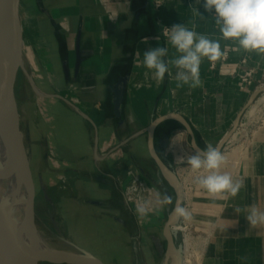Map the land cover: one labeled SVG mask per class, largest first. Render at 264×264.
<instances>
[{"label": "crops", "instance_id": "1", "mask_svg": "<svg viewBox=\"0 0 264 264\" xmlns=\"http://www.w3.org/2000/svg\"><path fill=\"white\" fill-rule=\"evenodd\" d=\"M193 4L194 0H20L26 71L35 87L49 95L37 96L26 76L21 88L16 82L36 215L53 235L105 264L164 262L166 242L157 234L160 208L156 216L143 218L124 199L130 171H138L148 187L159 186L161 179L162 196L154 198L165 199L168 217L166 198L171 200L173 192L149 156L143 131L155 119L178 113L191 125L200 148L217 147L251 94L264 86V54L246 52L223 39L215 18ZM178 23L220 42V58L202 59L201 87L178 88L171 64L162 82L143 65L149 48L167 47L168 61L179 55L165 33V27ZM249 70L255 72L254 83L246 88L240 77ZM121 79L127 86L117 114ZM188 140L177 122L168 121L158 127L155 147L182 183L183 207L191 213V223L209 237L201 264H264V225L251 226L246 219L253 205L264 211V94L245 112L222 150L226 163L221 172L244 181L235 197H212L195 184L197 176L207 173L194 172L184 162L195 154ZM97 154L105 158L98 160ZM24 155L21 147V185L29 193L32 210L34 190Z\"/></svg>", "mask_w": 264, "mask_h": 264}, {"label": "clouds", "instance_id": "2", "mask_svg": "<svg viewBox=\"0 0 264 264\" xmlns=\"http://www.w3.org/2000/svg\"><path fill=\"white\" fill-rule=\"evenodd\" d=\"M193 5L202 6L205 12L215 18V24L219 26L223 39L236 42L238 48L246 52L264 54V0H194ZM193 11L204 18L198 7H193ZM165 32L179 55L168 61L165 59L168 56L167 47L149 48L143 53V65L153 70L154 77L158 82H162L166 73H170L171 64L176 69L175 80L178 88L184 85L193 89L201 87L202 59L207 58L214 62L220 58L222 53L219 40H211L182 23L174 24L171 28L165 27ZM184 162L194 172L203 169L207 173L197 176L195 184L212 197L225 194L235 197L244 187L243 179H234L231 174L221 172V166L226 163V158L218 147L211 144L188 156ZM166 202L170 200L166 198ZM136 211L144 216L148 209L145 206H138ZM236 211L239 212L240 209L237 208ZM173 215L186 221L192 218L191 213L180 204L173 209ZM246 219L251 226L264 225V211L253 205Z\"/></svg>", "mask_w": 264, "mask_h": 264}, {"label": "water", "instance_id": "3", "mask_svg": "<svg viewBox=\"0 0 264 264\" xmlns=\"http://www.w3.org/2000/svg\"><path fill=\"white\" fill-rule=\"evenodd\" d=\"M12 9H13V18L16 21V24L13 29H10L6 23V19L4 16L3 10V2L0 0V62H1V72H0V118L4 116V128L7 137V150L1 155V165H0V177L5 171L7 167L12 152L15 148L22 147L24 150L25 162H26V170L30 180V183L33 186L34 190V198L32 205V223L35 230H38L36 225V212H35V198H36V190L34 185V179L32 170L30 167V160L27 148L24 144V135L21 130L20 125V113L18 108V102L16 97V82L17 77L20 71H22L27 79L29 80L33 91L39 97H49V95L40 92L34 85L30 75L25 69V58L23 52V39H22V31L19 21V8H20V0H11ZM19 21V24H18ZM127 86V80L121 79L116 88V100H115V109L116 113H121L123 97L125 93V89ZM264 94V86L255 90L243 109L239 112L236 117V120L233 124L231 130L225 135V137L218 144V148L222 152L225 145L231 140L234 134L239 129L241 120L245 112L251 108L260 95ZM56 98L62 99L60 96H54ZM67 102V101H66ZM68 104L75 111L78 112L77 108L73 106L70 102ZM165 117L164 119H162ZM162 119V120H161ZM161 120V121H160ZM160 121V122H159ZM168 121L177 122L187 134L189 140L187 141L188 145L192 149V151L196 154L198 151L203 150L197 144L194 131L189 124V122L178 113H170L165 116H161L155 119L147 128L143 131V133L147 134V148L148 153L155 164L158 172L165 182V184L170 188L173 192L171 200L168 205V217L164 224L162 235L166 242V253L163 264H183V245L181 242V236L179 231L177 230V226L181 220V218L177 219L176 216L173 215V209L177 204L183 206L185 201V193L182 183L177 176L176 172L172 169V167L165 161L163 157H161L155 147V137L158 127ZM126 143V142H125ZM169 138L167 135L164 136V148L168 146ZM172 199H174V203L172 205ZM70 246H72L76 253L71 256L66 257H50L40 255L37 258L36 264H105L99 258L84 252L79 249L72 243L60 240Z\"/></svg>", "mask_w": 264, "mask_h": 264}, {"label": "bare ground", "instance_id": "4", "mask_svg": "<svg viewBox=\"0 0 264 264\" xmlns=\"http://www.w3.org/2000/svg\"><path fill=\"white\" fill-rule=\"evenodd\" d=\"M2 2L6 23L10 29H13L16 21L13 18L12 2L11 0H2ZM7 149L4 116H2L0 165L1 155ZM20 150L21 147L14 149L2 178L0 177V264H36L40 255L50 257L74 255L76 250L72 246L64 242L53 243L50 238L34 229L32 210L29 214L21 192Z\"/></svg>", "mask_w": 264, "mask_h": 264}, {"label": "built area", "instance_id": "5", "mask_svg": "<svg viewBox=\"0 0 264 264\" xmlns=\"http://www.w3.org/2000/svg\"><path fill=\"white\" fill-rule=\"evenodd\" d=\"M110 17L115 19V14H111ZM166 33V32H165ZM227 59V53H225L221 60ZM254 70H249L240 77L241 82L246 88H250L254 83ZM98 160H103L105 154H97ZM154 188L148 187L144 182L141 174L138 171L129 172V183L124 190V199L129 208L139 217H147L155 213L154 206L151 204V198L154 195ZM138 206H145L148 209L146 215L141 216L137 213ZM177 230L181 236V242L183 245V264H201L208 243L209 237L198 232L190 220H184L181 218Z\"/></svg>", "mask_w": 264, "mask_h": 264}, {"label": "rangeland", "instance_id": "6", "mask_svg": "<svg viewBox=\"0 0 264 264\" xmlns=\"http://www.w3.org/2000/svg\"><path fill=\"white\" fill-rule=\"evenodd\" d=\"M20 10V9H19ZM23 16L21 15V13H19V21H20V26L22 25V18ZM22 29V28H21ZM25 58V57H24ZM29 64H27L28 66ZM27 67H25L26 69ZM26 78H25V74L20 71L19 74H18V77H17V87L18 88H21L23 85L26 84ZM24 144L26 146V143H25V140H24ZM160 186H164V183L161 181V179H159V186L156 185L155 183H153V188H154V195L157 194L159 196V198H161L162 196V191L160 190ZM22 192V196H23V201H24V204L27 208V211L28 213L30 214V196H29V193L28 191L26 190V194L23 192V190L21 191ZM171 193V192H170ZM173 193H171L172 195ZM154 195L153 197L151 198V204L154 206V209H155V213L152 214L154 216H156V213H157V207L160 208L159 210V216H161V223H160V226H159V229H157V234L160 238H162V229H163V226L167 220V214L165 213V199H161V200H158L156 198H154ZM161 201V202H160ZM174 203V199H172V205ZM36 212V210H35ZM151 215V216H152ZM36 225H37V228H38V231L40 233H42L43 235H45L46 237L50 238L51 239V242L53 243H63L61 240V238L53 235L50 230L44 225V223L37 217L36 215ZM164 242V241H163ZM165 244V242H164ZM42 264H46V263H42Z\"/></svg>", "mask_w": 264, "mask_h": 264}]
</instances>
